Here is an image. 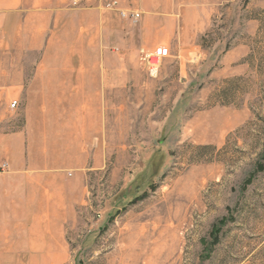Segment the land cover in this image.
Listing matches in <instances>:
<instances>
[{"label":"rangeland","instance_id":"1","mask_svg":"<svg viewBox=\"0 0 264 264\" xmlns=\"http://www.w3.org/2000/svg\"><path fill=\"white\" fill-rule=\"evenodd\" d=\"M205 5L211 17L178 32L170 57L136 41L133 55L110 50L97 129L75 155L51 141L47 167L10 175L15 144L3 145V201L37 210L55 248L40 264H264V0ZM86 78H27L22 90ZM13 103L0 106L5 134L24 122Z\"/></svg>","mask_w":264,"mask_h":264},{"label":"crops","instance_id":"2","mask_svg":"<svg viewBox=\"0 0 264 264\" xmlns=\"http://www.w3.org/2000/svg\"><path fill=\"white\" fill-rule=\"evenodd\" d=\"M76 1L0 0V78L9 79L15 88L0 91V106L14 101L25 114L23 125L8 134L0 118V150L15 144L7 158L10 175L47 167L48 142H60L67 155L82 150V138L97 129L95 102L108 95L109 61L114 56L110 50L123 48L133 55L136 41L148 53L170 57L172 42H185L178 32L192 25L190 21L211 17L208 0H119V10L105 7L112 0ZM120 11L141 17L134 24ZM187 53L181 51L175 58L186 61ZM98 73L103 85H94ZM76 74L87 81L60 88L38 82L37 88L22 90L23 79ZM2 196L0 190V264H40L38 254L55 249L44 240L48 227L38 224V211L31 212L27 201L8 204Z\"/></svg>","mask_w":264,"mask_h":264},{"label":"built area","instance_id":"3","mask_svg":"<svg viewBox=\"0 0 264 264\" xmlns=\"http://www.w3.org/2000/svg\"><path fill=\"white\" fill-rule=\"evenodd\" d=\"M75 4H78L79 2L76 0H73ZM120 5L121 2L119 0H112V1H108L106 3V8L110 9V10H119L120 9ZM120 15H122L124 18L130 19L134 24H136L141 15L139 13H134V12H125V11H120ZM147 61L149 62L150 65L154 66L157 63L155 61H152V56H149ZM17 102H14L12 105L13 107L17 106ZM2 170H6L8 168V164H3L2 165Z\"/></svg>","mask_w":264,"mask_h":264},{"label":"bare ground","instance_id":"4","mask_svg":"<svg viewBox=\"0 0 264 264\" xmlns=\"http://www.w3.org/2000/svg\"><path fill=\"white\" fill-rule=\"evenodd\" d=\"M166 226V225H165ZM164 228V227H163ZM167 234V233H166ZM163 235V234H162ZM164 236H166V235H164ZM156 246V245H155ZM158 248L157 249H162V248H159L160 246H157ZM160 252H162V251H160ZM130 255V254H129ZM124 260V259H123Z\"/></svg>","mask_w":264,"mask_h":264}]
</instances>
